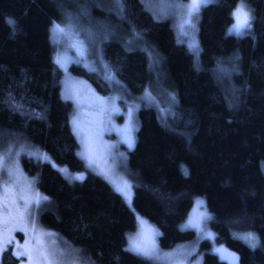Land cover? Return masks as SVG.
I'll return each instance as SVG.
<instances>
[{
    "label": "trees",
    "instance_id": "trees-1",
    "mask_svg": "<svg viewBox=\"0 0 264 264\" xmlns=\"http://www.w3.org/2000/svg\"><path fill=\"white\" fill-rule=\"evenodd\" d=\"M243 2L252 10L250 29L229 34L241 0H217L200 11L193 50L142 0H122V13L115 0H0V147L24 143L23 173L48 198L36 208V222L89 264L157 262L127 250L134 212L78 155L72 105L61 94L62 71L54 59L53 22L78 14L130 95L150 84L175 94L167 122L153 107L139 108L134 145L120 162L133 184L134 210L159 230V248L171 251L196 240L195 231L179 227L201 196L216 242L237 253L239 264H264V0ZM71 71L109 96L99 74L76 65ZM106 126L110 148L116 134L107 135ZM77 175L83 180L66 178ZM235 232L256 233L259 246L251 248ZM200 244L202 264H228L210 252L211 241ZM19 262L12 246L3 252L2 264Z\"/></svg>",
    "mask_w": 264,
    "mask_h": 264
},
{
    "label": "rangeland",
    "instance_id": "rangeland-1",
    "mask_svg": "<svg viewBox=\"0 0 264 264\" xmlns=\"http://www.w3.org/2000/svg\"><path fill=\"white\" fill-rule=\"evenodd\" d=\"M189 2L190 0H142L144 7L155 18L169 20L176 29L180 41L186 43L194 50L196 49L199 17L192 21L194 25L192 27L185 22L184 9L178 7L180 4L186 5ZM69 17H71L70 20L68 19ZM66 23H70L72 27L65 35L57 36L55 42H53L51 33L55 62L58 55L62 59V64L56 63L62 71L61 94L72 105V131L80 146L78 155L84 161L87 170L105 177L116 191L117 188H125V183L130 186V188L126 189L129 192L128 197L117 191L122 195L127 206L134 212L136 218V230L127 237V250L138 255L135 251L130 250V238H135L141 244L154 246L155 259H147L142 255L138 256L155 261L157 264H202L204 252L200 248V243L208 240L212 242L210 252L215 254L220 260L228 264H239L240 258L237 253L216 242V234L208 226L210 219L201 217V213H207L212 217L211 213L207 210L205 198L201 196L193 199V205L188 217L179 227L181 231H195L196 240L191 243L181 244L171 251H162L159 248V230L152 222L140 216L134 210L133 184L120 167V162L123 161L124 154L127 155V151L131 150L134 145L136 116L139 108L142 105L151 106L156 110L159 118L167 122L175 111V94L168 89L157 88L156 84H150L141 95H130L108 66L114 79L105 78L103 65L107 64L103 61L98 49L95 31L84 23L78 14L73 12H67L64 15V20L57 24L64 26ZM246 31L247 29L244 30V33ZM232 34L237 35L235 33ZM137 45L145 48L142 41L137 42ZM73 65L99 74L110 87L109 96H103L84 78L74 75L71 71ZM146 93H150V95ZM113 108L116 110H113ZM74 117L77 120L76 130H74L72 124ZM104 124L107 125V135L115 133L116 141L125 146L126 149L121 148L122 153L119 151L118 142L116 141L109 140L110 148H107L104 142ZM124 129H127V136L132 140V147H129L125 139L122 131ZM85 144H90L91 146V160L80 155V153L85 151ZM23 151H25L24 143L19 140L0 147V167L3 168V173H0V183L7 184L9 189V194L5 196L3 211L0 212V215L8 219L9 213L15 217L18 213L24 212V222L27 225L26 231L16 229L11 233L8 231L3 232V239L5 241L9 235L12 237L11 244L7 245L4 251L12 246L13 255L17 257L15 253L22 251L25 241H28L30 255L18 258L20 260L18 264H49V261L52 264H89L82 258L76 248L70 246L56 233L50 232L38 225L35 220L36 205L33 204L25 212L24 198L33 197L39 193L35 190L30 178L23 173L21 167V155ZM30 151L28 152L30 153ZM9 170L14 171L15 179L8 177L7 173ZM184 171H186L185 168ZM39 196L43 197L41 194ZM197 201H202L203 203L198 205ZM190 220L193 225L199 223V228L188 226ZM32 222L35 223L37 228L36 236L32 232ZM18 233L24 235V241L18 238ZM207 233H211L212 237H208ZM246 233H253L257 237L259 246V238L254 232H235L233 236L237 238ZM239 240L248 245L244 240ZM217 249H220V251L218 252ZM3 252L0 253V264H2Z\"/></svg>",
    "mask_w": 264,
    "mask_h": 264
},
{
    "label": "snow or ice",
    "instance_id": "snow-or-ice-1",
    "mask_svg": "<svg viewBox=\"0 0 264 264\" xmlns=\"http://www.w3.org/2000/svg\"><path fill=\"white\" fill-rule=\"evenodd\" d=\"M216 3V0H190L188 4H180L178 7L184 9V18L185 22L194 27L192 24V21L194 19H197L199 17L200 11L203 8H207L209 5ZM115 7L118 9L119 13H122L124 10V6L122 3V0H115ZM232 18L234 19L235 23L232 25V27L229 29V34L235 33L237 35H243L245 29H250L252 27V10L247 7V5L241 0V3L237 5L235 10L231 13ZM69 20L71 17L68 18ZM10 23H14L10 21ZM72 27L70 23H66L64 26H61L60 24H57L53 22V27L51 29L52 32V39L53 42L56 41L57 36L59 35H65L67 31ZM133 36L136 38H139V33L133 32ZM57 64H62V59L57 56L56 59ZM104 71H105V78L106 79H114L112 73L108 69L107 65H103ZM147 95H150V93H146ZM66 98H68L66 96ZM113 110H116L113 108ZM72 124L74 127V130L77 128V120L74 117L72 120ZM125 139L128 142L129 147H132V140L130 137L127 136V129L122 130ZM85 151L80 153L82 157L88 158L91 160V146L90 144H85ZM45 160L48 159L46 155L43 156ZM55 166V165H54ZM59 171L67 173L66 169H58ZM0 173H3V168L0 167ZM8 177L10 179H15V173L13 170L8 171ZM68 179H75V180H83V175H77L75 177H69L66 176ZM30 187V186H29ZM130 188L127 183H125V188H117V191H119L122 195L125 197L129 196V192L126 190ZM9 194V189L7 184L5 183H0V212L3 211V203L5 196ZM47 197H40L39 194H35L33 197L29 198H24V208L25 212L34 204L37 207L41 203V200H47ZM202 201H197V204L200 205L202 204ZM201 217L205 219H211V217L207 213H201ZM25 213L20 212L18 213L17 216L13 217L11 213H9V218L6 219L3 215H0V253H2L5 250V247L7 245H10L12 242V237L9 235L8 239L5 241L3 239V232L8 231L11 233L12 231L19 229L21 231H26L27 230V225L25 224ZM142 223H144L142 221ZM188 226H193L199 228V223H196L195 225L192 224L191 220L189 221ZM32 232L33 235H37V228L34 222H32ZM158 234V233H157ZM208 237H212L211 233H207ZM237 238L244 240L245 242L248 243V245L255 249L258 246V240L257 237L253 233H246L244 235L238 236ZM130 250L135 251L138 255H142L143 257L147 259H155L156 253L154 250V246H149V245H144L141 244L137 241L135 238H130ZM219 252L220 249H217ZM17 258L24 257L25 255H30L29 253V248H28V241H25V246L24 249L20 252L15 253ZM49 264H52L51 261H49Z\"/></svg>",
    "mask_w": 264,
    "mask_h": 264
}]
</instances>
